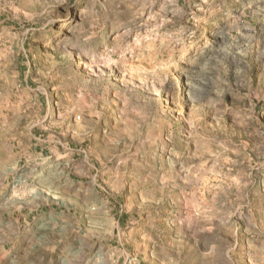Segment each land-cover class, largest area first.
Returning a JSON list of instances; mask_svg holds the SVG:
<instances>
[{"label":"rangeland","instance_id":"obj_1","mask_svg":"<svg viewBox=\"0 0 264 264\" xmlns=\"http://www.w3.org/2000/svg\"><path fill=\"white\" fill-rule=\"evenodd\" d=\"M0 264H264V0H0Z\"/></svg>","mask_w":264,"mask_h":264}]
</instances>
